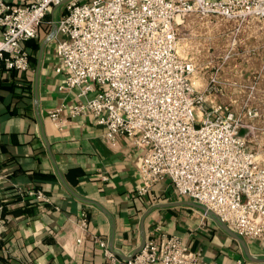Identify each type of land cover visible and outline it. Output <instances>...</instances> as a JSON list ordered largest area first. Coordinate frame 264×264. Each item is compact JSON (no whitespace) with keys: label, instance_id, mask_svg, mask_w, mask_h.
Wrapping results in <instances>:
<instances>
[{"label":"built area","instance_id":"built-area-1","mask_svg":"<svg viewBox=\"0 0 264 264\" xmlns=\"http://www.w3.org/2000/svg\"><path fill=\"white\" fill-rule=\"evenodd\" d=\"M63 0H0V68L28 71L25 43L40 36L52 8ZM264 21V0H70L62 4L54 35L62 88L74 91L71 106L50 111L58 120L90 113L106 135H126L146 149L140 172L146 194L169 177L180 194L215 213L244 238H264V162L256 142L261 113L246 105L237 112L216 101L212 77L201 86L193 57L180 53V26L188 19ZM54 23V22H53ZM229 54L226 58H229ZM49 201L42 190L27 192ZM88 224L87 216L81 219ZM81 241V240H80ZM114 263L211 264L179 236Z\"/></svg>","mask_w":264,"mask_h":264},{"label":"crops","instance_id":"crops-1","mask_svg":"<svg viewBox=\"0 0 264 264\" xmlns=\"http://www.w3.org/2000/svg\"><path fill=\"white\" fill-rule=\"evenodd\" d=\"M61 11L62 5L54 6L47 16L52 24L25 43L32 57L28 71L0 68V254L5 259L0 264H119L100 240L124 260L141 245L143 231L158 244L179 236L211 264H264L249 259L242 244L190 204L196 201L180 194L169 177L140 194L145 148L123 134L110 139L107 127L90 113L50 116L75 101L74 91L62 88L64 76L55 71V37L42 52ZM256 46H249L250 56L241 53L236 66L245 75L251 68L262 80L264 46ZM198 80L201 86L209 81ZM224 95L217 94L216 101ZM36 188L49 201L27 194ZM245 240L252 256L264 259V238Z\"/></svg>","mask_w":264,"mask_h":264},{"label":"rangeland","instance_id":"rangeland-1","mask_svg":"<svg viewBox=\"0 0 264 264\" xmlns=\"http://www.w3.org/2000/svg\"><path fill=\"white\" fill-rule=\"evenodd\" d=\"M179 32L180 53L194 58L201 84L215 77L218 88L226 93L218 102L231 104L237 112H242L246 105L259 109L256 142L261 144L260 159L264 162V79L252 74L251 68L246 75L245 71L242 74L241 68L236 66L241 53L251 55L249 46H264V21L249 19L240 24L219 18H191L180 26Z\"/></svg>","mask_w":264,"mask_h":264},{"label":"water","instance_id":"water-1","mask_svg":"<svg viewBox=\"0 0 264 264\" xmlns=\"http://www.w3.org/2000/svg\"><path fill=\"white\" fill-rule=\"evenodd\" d=\"M68 1H70V0H63L60 4L56 5V7H59ZM53 27H54L53 32L42 43V52L44 50L45 45L48 43V41L50 39H52L54 37V35L56 34V31L58 29V25L56 22H54ZM189 203L200 208V209H202V210H204V211H206V213H208L225 231H227L233 238L237 239L242 244V246H243L247 256L249 257V259L254 260V261L264 260V259H257L256 257L252 256L245 238L240 236L237 232H235L233 229H231L226 223L221 221L220 218L217 215H215L214 212L209 210L205 205L194 202V201H191ZM145 243H146V234L143 231V241H142L141 245L138 247V249L135 251L133 256L142 250V248L145 246Z\"/></svg>","mask_w":264,"mask_h":264},{"label":"trees","instance_id":"trees-1","mask_svg":"<svg viewBox=\"0 0 264 264\" xmlns=\"http://www.w3.org/2000/svg\"><path fill=\"white\" fill-rule=\"evenodd\" d=\"M27 42H29V41H27ZM29 53H30V52H29ZM31 59H32V57H31V54H30V61H31ZM6 71L13 72V71H16V70H14V69H13V70H7V69H6ZM37 189H38V188H36V190H37ZM6 205H7V203H5V202L2 204V213H3V215H4L5 212H6V211H5V209H6ZM1 248H2V246L0 245V249H1ZM3 260H5V259H4V256L0 254V261H3Z\"/></svg>","mask_w":264,"mask_h":264}]
</instances>
